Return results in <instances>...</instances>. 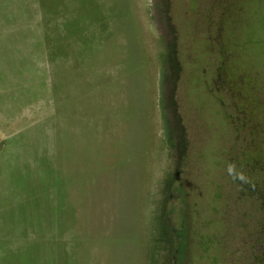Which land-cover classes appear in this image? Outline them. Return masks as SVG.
I'll return each instance as SVG.
<instances>
[{
    "label": "rangeland",
    "instance_id": "obj_1",
    "mask_svg": "<svg viewBox=\"0 0 264 264\" xmlns=\"http://www.w3.org/2000/svg\"><path fill=\"white\" fill-rule=\"evenodd\" d=\"M0 220V264H264V0H0Z\"/></svg>",
    "mask_w": 264,
    "mask_h": 264
},
{
    "label": "trees",
    "instance_id": "obj_2",
    "mask_svg": "<svg viewBox=\"0 0 264 264\" xmlns=\"http://www.w3.org/2000/svg\"><path fill=\"white\" fill-rule=\"evenodd\" d=\"M72 32V29H69V34ZM71 34H75V33H71ZM1 221V220H0ZM10 236H9V234H6V235H4L3 234V232L1 231V229H0V254H1V252H2V249H3V244L6 242V241H8V240H10ZM33 239V238H32ZM29 241L31 242L32 240H31V238L29 239ZM7 253L9 254V251L7 250Z\"/></svg>",
    "mask_w": 264,
    "mask_h": 264
}]
</instances>
